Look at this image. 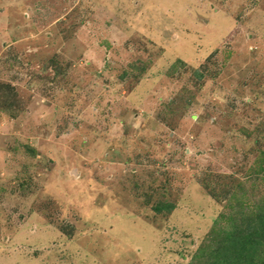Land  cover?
I'll return each mask as SVG.
<instances>
[{
	"label": "rangeland",
	"instance_id": "1",
	"mask_svg": "<svg viewBox=\"0 0 264 264\" xmlns=\"http://www.w3.org/2000/svg\"><path fill=\"white\" fill-rule=\"evenodd\" d=\"M263 150L264 0H0V264H190Z\"/></svg>",
	"mask_w": 264,
	"mask_h": 264
},
{
	"label": "trees",
	"instance_id": "2",
	"mask_svg": "<svg viewBox=\"0 0 264 264\" xmlns=\"http://www.w3.org/2000/svg\"><path fill=\"white\" fill-rule=\"evenodd\" d=\"M261 154L264 155V150ZM259 168L258 174L264 176V164ZM261 183L264 177L252 179L250 184L239 181L238 185L230 186L232 182L226 188L224 194L230 212L214 221L207 240L190 264H264V190H260ZM211 197L213 199L215 193H211ZM175 209L174 204L162 201L153 207L155 214L171 213Z\"/></svg>",
	"mask_w": 264,
	"mask_h": 264
}]
</instances>
